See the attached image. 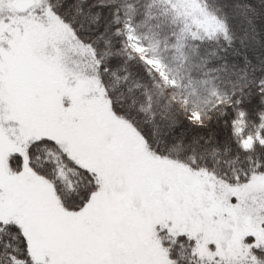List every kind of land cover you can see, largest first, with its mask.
<instances>
[{"label": "snow or ice", "instance_id": "obj_1", "mask_svg": "<svg viewBox=\"0 0 264 264\" xmlns=\"http://www.w3.org/2000/svg\"><path fill=\"white\" fill-rule=\"evenodd\" d=\"M63 4L0 0V264H264L260 13Z\"/></svg>", "mask_w": 264, "mask_h": 264}, {"label": "trees", "instance_id": "obj_2", "mask_svg": "<svg viewBox=\"0 0 264 264\" xmlns=\"http://www.w3.org/2000/svg\"><path fill=\"white\" fill-rule=\"evenodd\" d=\"M209 5L213 10L219 9L221 12L229 15V23L231 24L233 31L237 36H244V23L243 16L241 15V10L234 9L231 5L236 3L240 4H251L257 11L260 13V18L257 20L258 27L264 26V6L261 5L260 0H208ZM225 5H229V7H225ZM75 8V0H64V4L61 7L60 11L62 13H67V15L71 16L74 12ZM246 11V10H244ZM220 14V12H218ZM248 15H253V13L248 12ZM78 20L82 19L81 17H77ZM259 39L261 41V45H264V27L261 28ZM248 45L249 55H253V53H264V47L257 45L255 41L252 39V33L248 34V39L246 40ZM220 44L223 45L226 49H228V45L226 41H220ZM234 44L239 47V41H234ZM230 51V49H228ZM230 61L235 60L236 62L240 61V57H229Z\"/></svg>", "mask_w": 264, "mask_h": 264}]
</instances>
